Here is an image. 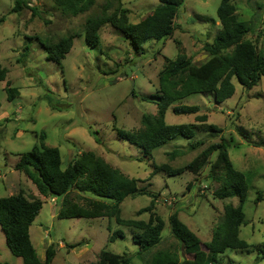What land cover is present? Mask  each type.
Returning a JSON list of instances; mask_svg holds the SVG:
<instances>
[{
	"label": "rangeland",
	"instance_id": "obj_1",
	"mask_svg": "<svg viewBox=\"0 0 264 264\" xmlns=\"http://www.w3.org/2000/svg\"><path fill=\"white\" fill-rule=\"evenodd\" d=\"M219 1L184 0L172 37L164 42L151 41L136 50L109 24L99 30L100 40L95 49L86 45L85 21L101 14L105 0H97L88 12L77 17L63 16L52 0H26L27 8L23 6L19 13L12 12L15 0H0V19H4L0 22V64L8 70L6 81L21 93L9 102L4 92L5 81L0 82V114L4 111L12 114L11 122L3 123L0 129V198L18 193L10 182L13 179L10 173H17L11 167L13 154L30 151L38 143V135L44 132L45 144L59 149L63 169L77 154L92 152L125 176L137 180L139 193L127 197L120 205L122 219L147 222L150 213L137 216V212L148 207L154 198L152 213L164 222L160 244L137 256L138 247L131 239L133 230L106 218L59 219V207L45 200L30 227V240L40 264H44L45 249L50 244L56 249L52 264L93 263L101 250L132 256L131 264H145L158 250L177 253L178 264H202L203 245L210 241L223 207L227 204L236 207L237 198L215 199L213 192L218 185L208 178V164L198 174L184 172L177 176L155 171L154 166L182 168L222 138L233 167L247 181L248 192L242 207L245 224L240 227L239 237L250 248L228 250L218 257L219 263L264 264L259 256L264 241V78L250 90L233 79L235 93L222 103H216L212 94H193L167 110V124L195 126L194 141L203 144L195 150H189L187 141L179 137L154 150L149 159L113 131V128L138 131L142 128L143 115H156L155 100L141 99L157 93L160 73L178 53H184L195 65L208 59L201 48L205 43L210 44L220 31L216 16ZM231 3L238 20L251 25L252 32L245 39L260 48L264 42V0H231ZM158 5L157 0H120V3L112 2L106 14L121 8L128 21L136 24L150 16ZM71 34L76 38L60 68L47 60L38 40L55 43ZM24 46L29 47L26 57H22ZM18 59L22 63L18 64ZM45 91L53 94L56 110L43 100ZM179 105L196 106L199 112L174 115L172 108ZM199 116H206V122L197 121ZM211 125L221 132L211 130ZM16 130L27 132L24 140L12 139ZM173 151L180 154L171 158ZM71 198L79 206L90 200L88 195L76 192ZM175 211L200 240L199 254L185 256L170 234L168 218ZM116 230L122 231L123 238L109 243L108 237ZM77 243L81 245L70 248ZM0 264H21V259L7 248L1 229Z\"/></svg>",
	"mask_w": 264,
	"mask_h": 264
},
{
	"label": "trees",
	"instance_id": "obj_2",
	"mask_svg": "<svg viewBox=\"0 0 264 264\" xmlns=\"http://www.w3.org/2000/svg\"><path fill=\"white\" fill-rule=\"evenodd\" d=\"M52 1L63 16L77 17L88 12L97 0ZM157 1L159 5L150 16L131 24L121 8L116 9L111 15L106 14L112 2L120 3V0H105L101 14L85 21L86 45L92 49L97 47L100 40L99 30L106 24L118 30L136 50L151 41L164 42L170 39L184 0ZM14 4L13 13H19L23 6L27 8L26 0H15ZM30 11L32 15H36L34 9ZM216 16L220 31L210 44L205 43L201 48L208 59L200 65H195L184 53H178L175 59L168 61L160 73L157 93L149 99L145 97L141 99L149 102L155 100L156 115H143L142 128L138 131L127 132L113 128L119 139L136 146L149 159L152 158L154 150L179 137L187 141L189 150H195L203 145L200 141H194V125H170L165 122L166 112L174 103L193 94H212L216 103H222L235 93L233 79L244 89L250 90L264 78V42L259 48L245 39L252 32L250 23L238 20L231 0L219 1ZM3 21L4 19H0V22ZM75 38L76 36L71 34L55 43L41 40L38 42L46 53L47 60L61 68V62L70 52ZM28 50V46L23 47L22 57L27 56ZM17 63H22V60L18 59ZM7 73L8 70L0 64V82L6 80ZM42 88L46 90L44 86ZM4 92L9 102H13L19 96V90L9 82L5 83ZM45 92L43 100L52 110H56L52 104L53 94ZM172 112L179 116L196 115L199 108L179 105L173 107ZM196 120L204 123L206 116L196 117ZM210 128L215 132H221L216 126L211 125ZM240 134L244 136L242 131ZM45 140L46 134L41 132L38 143L30 151L17 154L18 160L13 169L32 183L38 195L55 200V205L59 207L57 212L59 219L113 220L116 225L134 231L131 239L138 247L135 253L137 256H143L160 244L164 222L152 213L154 198L148 207L137 212V216L150 213L147 222L125 220L120 216L121 203L127 197H134L139 193L137 180L125 176L92 152L77 154L63 169L59 149L47 146ZM179 154V151H173L170 156L172 158ZM205 164H208V178L218 185L213 192L215 199L223 201L236 197L238 201L236 207L231 204L223 207L222 216L212 232L210 241L203 245L205 256L202 264H220L218 257L226 251H245L250 248V245L239 237L240 227L245 224L242 207L247 197L248 185L245 176L233 167L226 141L222 138L219 143L208 146L182 168L171 169L163 165L154 166V169L167 172L169 176L181 175L184 172L198 174ZM187 188L189 189V185ZM73 192L88 195L90 200L85 206H79L72 201ZM256 200H259V197ZM42 206L43 201L40 198L25 195L23 192L0 198V229L4 234L7 248L12 255L21 259V264H40L30 240L29 228ZM168 224L170 234L180 244L185 256H195L201 252L200 240L179 220L177 211L170 215ZM122 238V231L116 230L110 234L108 241L115 242ZM80 245L77 243L70 248ZM55 256L56 249L50 244L45 249L44 264H52ZM259 256L264 260V241L261 243ZM178 258V254L170 250H158L151 254L145 264H178ZM132 261V256L101 250L97 260L88 264H131Z\"/></svg>",
	"mask_w": 264,
	"mask_h": 264
},
{
	"label": "crops",
	"instance_id": "obj_3",
	"mask_svg": "<svg viewBox=\"0 0 264 264\" xmlns=\"http://www.w3.org/2000/svg\"><path fill=\"white\" fill-rule=\"evenodd\" d=\"M6 82H10V81H6ZM18 89V88H17ZM19 90V89H18ZM21 93L19 92V96L20 97ZM17 97V98H18ZM16 98V99H17ZM7 100V99H6ZM15 101V100H14ZM11 115L10 112L8 111H4L2 114H0V120L3 119L4 121H0V129L3 127V123H10L11 122ZM26 133L24 131H20V130H16L12 135V139H16V140H24L26 137ZM39 136V135H38ZM36 137V136H35ZM38 139V137H37ZM46 141V140H45ZM20 152H16L13 154V160H12V164L11 167L13 168L14 164L17 162L18 157L17 154H19ZM22 153V152H21ZM17 172V171H16ZM10 175L12 176L13 179L10 180L11 184L13 185L12 188L13 189H17L18 193L19 192H23L25 195L30 194L33 196H36L37 198H40V200L44 201L45 200H49L50 203L53 202L52 204H55V200L54 199H47V198H43L40 195H38V193L34 191V189L31 187L30 184H32L23 174L17 172L16 175L13 173H10ZM35 221V220H34ZM31 227V226H30ZM29 235H30V228H29ZM98 258V257H97ZM97 260V259H96Z\"/></svg>",
	"mask_w": 264,
	"mask_h": 264
}]
</instances>
